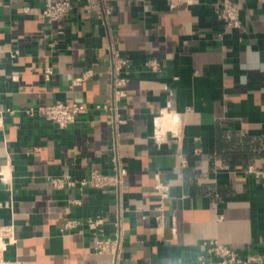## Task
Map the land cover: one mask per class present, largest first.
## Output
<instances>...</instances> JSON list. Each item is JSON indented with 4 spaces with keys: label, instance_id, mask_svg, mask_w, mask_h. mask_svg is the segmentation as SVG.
Listing matches in <instances>:
<instances>
[{
    "label": "crops",
    "instance_id": "0c3cea01",
    "mask_svg": "<svg viewBox=\"0 0 264 264\" xmlns=\"http://www.w3.org/2000/svg\"><path fill=\"white\" fill-rule=\"evenodd\" d=\"M194 1L111 0L104 24L85 0L52 23L45 0H0V109H14L0 118V228L16 237L5 264H203L209 240L264 258V0H233L236 28L217 0ZM111 46L131 64L115 102ZM58 100L89 111L65 128L25 111ZM157 124L176 130L158 143ZM117 164L120 186L80 184ZM91 217L119 234L117 256L95 251Z\"/></svg>",
    "mask_w": 264,
    "mask_h": 264
},
{
    "label": "built area",
    "instance_id": "2783aa9c",
    "mask_svg": "<svg viewBox=\"0 0 264 264\" xmlns=\"http://www.w3.org/2000/svg\"><path fill=\"white\" fill-rule=\"evenodd\" d=\"M183 1L188 4H193L194 0H171V4ZM83 6L87 12L94 13L104 24L108 22V18L113 14L114 7L111 0H85ZM73 0H45L41 11L43 19L52 23L56 20H62L69 17L73 10ZM213 8L216 16L223 21L226 27L236 28L241 26L240 9L233 0H217L213 3ZM222 34L218 35L221 38ZM15 53V52H14ZM112 73H113V100L114 102L126 95L125 85L129 81L127 74L131 66L130 60L121 55L120 51L114 47H110ZM147 66L158 70L160 63L156 59L147 60ZM52 73V68H46V78L49 79ZM93 75L92 70H87L81 76L75 79L76 83ZM113 103L97 104V109H111ZM29 115L39 114L47 120L54 122L60 128H65L76 122L77 118L89 111V106L83 102L67 103L64 101H55L48 105L39 106L37 108L30 107L25 110ZM5 112L13 113V108L0 109V118ZM175 124L172 127H163L156 125L153 138L156 142L161 143L166 140L168 132H175ZM185 162L186 159H183ZM127 173V168L120 164L116 165V170L112 174L102 173L99 170H93L89 177L80 181L82 185H91L96 188H106L109 186H120L123 183V177ZM64 182L70 185H75L73 180L65 181L64 179H54V183L61 186ZM163 196L167 195L166 190L161 183L158 184ZM163 214L159 215L162 219ZM79 220L71 218L64 224L62 230L76 228ZM87 224L93 230L94 249L99 253H111L117 256L120 249V236L105 235L103 233L104 221L100 217H91L87 220ZM13 225H4L0 228V264H5L4 251L8 245L15 242ZM203 252L199 254L198 259L203 264H251L253 262L263 263L264 258L260 254L243 255L239 251L232 249L228 245L218 241L209 240L202 246Z\"/></svg>",
    "mask_w": 264,
    "mask_h": 264
},
{
    "label": "bare ground",
    "instance_id": "6f19581e",
    "mask_svg": "<svg viewBox=\"0 0 264 264\" xmlns=\"http://www.w3.org/2000/svg\"><path fill=\"white\" fill-rule=\"evenodd\" d=\"M163 116H164V115H163ZM167 116H168V114H167ZM171 118H175V117L173 116V117H171ZM160 119H163V118L161 117ZM164 119H165V118H164ZM164 119H163V120H164ZM166 119H168V118H166ZM163 120H162V122H163ZM158 121H159V120H158ZM160 121H161V120H160ZM160 121H159L158 123H160ZM167 121H168V120H165L166 123H167ZM162 122H161V124H163ZM176 122H177V121H176ZM173 123H174V121H173ZM168 124H169V122H168ZM172 125H173V124H172ZM160 126H161V125H160ZM162 126H164V125H162ZM164 127H166V125H165Z\"/></svg>",
    "mask_w": 264,
    "mask_h": 264
}]
</instances>
